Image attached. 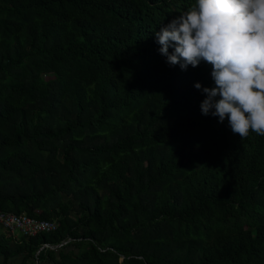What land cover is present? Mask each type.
<instances>
[{"label":"trees","instance_id":"1","mask_svg":"<svg viewBox=\"0 0 264 264\" xmlns=\"http://www.w3.org/2000/svg\"><path fill=\"white\" fill-rule=\"evenodd\" d=\"M192 2L0 0V213L56 223L0 264H264V136L158 51Z\"/></svg>","mask_w":264,"mask_h":264},{"label":"clouds","instance_id":"2","mask_svg":"<svg viewBox=\"0 0 264 264\" xmlns=\"http://www.w3.org/2000/svg\"><path fill=\"white\" fill-rule=\"evenodd\" d=\"M155 37L169 65H211L214 87L194 84L203 115L227 119L240 139L264 136V0H193Z\"/></svg>","mask_w":264,"mask_h":264},{"label":"built area","instance_id":"3","mask_svg":"<svg viewBox=\"0 0 264 264\" xmlns=\"http://www.w3.org/2000/svg\"><path fill=\"white\" fill-rule=\"evenodd\" d=\"M0 223L10 231L17 230L22 235H32L39 231L53 230L54 221L35 218L24 213H0ZM43 246H48L46 243Z\"/></svg>","mask_w":264,"mask_h":264},{"label":"rangeland","instance_id":"4","mask_svg":"<svg viewBox=\"0 0 264 264\" xmlns=\"http://www.w3.org/2000/svg\"><path fill=\"white\" fill-rule=\"evenodd\" d=\"M13 232H14L15 234H17V233H18V231H17V230H14Z\"/></svg>","mask_w":264,"mask_h":264}]
</instances>
